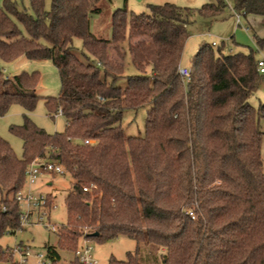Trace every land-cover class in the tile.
<instances>
[{
  "label": "trees",
  "instance_id": "16d2710c",
  "mask_svg": "<svg viewBox=\"0 0 264 264\" xmlns=\"http://www.w3.org/2000/svg\"><path fill=\"white\" fill-rule=\"evenodd\" d=\"M101 1L51 0L45 10L44 0H30L33 14L11 0L0 6V59L51 60L60 91L45 106L65 118L64 129L53 133L26 115L11 125L21 156L0 137V237L21 229L15 197L26 167L42 159L61 164L72 178L66 221L56 229V245H45L50 264H82L79 239L119 235L135 240V250L108 264H264V103L249 102L264 76L254 51L225 52L223 41L203 42L188 79L178 73L195 18L213 20L227 1L148 4L147 13L130 15L117 8L109 38L91 30ZM232 1L238 14L264 15V0ZM125 41L138 74L123 75ZM123 78L124 87L117 84ZM37 81L36 72L0 70V116L13 103L32 110ZM147 105L143 135L125 136L123 110ZM46 199L49 205L52 195ZM59 251L71 259L63 263ZM12 254L0 244V260Z\"/></svg>",
  "mask_w": 264,
  "mask_h": 264
},
{
  "label": "rangeland",
  "instance_id": "374dc122",
  "mask_svg": "<svg viewBox=\"0 0 264 264\" xmlns=\"http://www.w3.org/2000/svg\"><path fill=\"white\" fill-rule=\"evenodd\" d=\"M16 3L20 10L26 11L28 14H33L30 0H11ZM213 0H102L99 5L103 8V12L94 16L91 19V30L95 35L103 38H109L111 35L112 25L110 23V15L114 9L125 7L130 14H141L148 12V4H162L164 2L174 3L180 6L200 7L205 3ZM51 0H44V9L49 10ZM3 0H0V6ZM230 1H227V6L222 14L211 18L197 16L194 23L190 26V35L186 39L183 52L181 55L180 66L188 67L192 56L199 49L201 43L206 42L211 44L215 41L217 45L223 41L224 51L229 52H248L250 49L255 55H259L260 45L251 40L253 32L246 33L244 31L247 26L243 16L238 18L230 14ZM23 33L25 31L22 29ZM232 36V37H231ZM40 42L47 45L43 39ZM73 45L77 50H81V40L75 38ZM123 48V75L138 74V71L131 63V57L128 52V42L122 43ZM256 46L258 51H256ZM263 50V49H262ZM261 55V54H260ZM264 56V55H263ZM114 57V55H113ZM190 67V66H189ZM0 70L7 76H12L21 72H36L38 81L35 86V93L39 96L32 110H27L20 103H13L8 111L0 116V137L6 140L17 156L22 155V141L10 130L11 125H20L23 122L24 115L28 116L37 126L45 129L49 133L62 131L65 126V118L60 114H50L45 106L47 97H57L60 91V78L58 70L51 60L46 58L28 59L24 55H20L10 61L0 59ZM264 76V75H262ZM118 85L124 87L125 79L117 82ZM249 102L252 106L264 103V78L260 81L256 92L250 97ZM150 106H144L138 109H124L122 113L121 126L125 136H141L144 132V123L146 112ZM260 129L263 132L261 141V158L262 170L264 172V118L259 121ZM71 176L68 173L54 174L50 172L41 173L36 181L25 189L30 188L34 195L51 194L52 200L48 211L50 212L47 218L40 222H30L22 225L21 229L15 233H6L0 237V244L3 247L14 248L17 244H25L29 246L32 255L40 254L45 260L46 248L45 245H56L55 232L50 230V226L57 227L66 221V205L65 196L71 184ZM1 197V192H0ZM57 231V230H56ZM82 239L78 240L80 244ZM88 245L91 246V255L97 261L96 264H108L109 258L124 260L128 252H134L136 247L135 240L126 235H119L115 238L108 239L103 242L89 240ZM63 263H67L72 254L64 251H59ZM31 262L34 257L28 258ZM18 260V254L13 252L12 260H0V264H12Z\"/></svg>",
  "mask_w": 264,
  "mask_h": 264
},
{
  "label": "built area",
  "instance_id": "2783aa9c",
  "mask_svg": "<svg viewBox=\"0 0 264 264\" xmlns=\"http://www.w3.org/2000/svg\"><path fill=\"white\" fill-rule=\"evenodd\" d=\"M235 15L236 19L238 20V14ZM211 45L215 46L216 42L212 41ZM255 67L260 75H264L263 57L255 59ZM178 73L184 79H188L189 77V69L186 67L179 66ZM57 113H60V109ZM84 143H91V140L86 139L84 140ZM44 172L64 174L65 170L61 164H58L56 162L34 159L25 169L24 187L26 185L25 183H27V187H30L36 181L38 176ZM24 187L16 194L15 197L21 207V215L19 218L21 227L26 223L40 222L44 218H47L50 213L49 211L52 208L51 207L49 210L51 203L49 205L47 204L45 194L34 195L35 193L31 191L30 188L26 190ZM83 189L86 190V188ZM50 230L56 232L55 226L51 225ZM12 250L13 252H16L18 254V260L16 261L17 264H50V261L47 259L46 255L45 260L42 259V255L40 254L32 255L29 246L25 244L19 243ZM91 252L92 248L90 245H88V240L82 239L81 243L75 250V255L82 264H96L97 261L93 259ZM32 256L34 257L33 262L28 259Z\"/></svg>",
  "mask_w": 264,
  "mask_h": 264
},
{
  "label": "crops",
  "instance_id": "0c3cea01",
  "mask_svg": "<svg viewBox=\"0 0 264 264\" xmlns=\"http://www.w3.org/2000/svg\"><path fill=\"white\" fill-rule=\"evenodd\" d=\"M213 1H215V0H213ZM212 1V2H213ZM228 1H230V3H231V5H230V14L231 15H233V16H235L236 17V15L235 14H238L237 12H235L234 10H233V8H232V6H233V1L232 0H228ZM240 16H243V15H241V14H238V18L240 17ZM244 17V19H245V21H246V24H247V26H245V28H244V31L246 32V33H248L249 31L250 32H253V34L254 35H252L251 36V40L253 41V42H256L255 40H256V38H258V39H260L261 40V42H260V50L261 51H259V55H255V59L256 58H260V57H263L264 58V15H258V14H247V15H245V16H243ZM236 21H239V20H237L236 19ZM232 37V36H231ZM256 48H257V46H256ZM263 49V50H262ZM229 51H232V49H230ZM256 51H258V48L256 49ZM261 54V55H260ZM183 67V66H182ZM184 67H186V66H184ZM186 68H188L189 69V66L188 67H186Z\"/></svg>",
  "mask_w": 264,
  "mask_h": 264
}]
</instances>
